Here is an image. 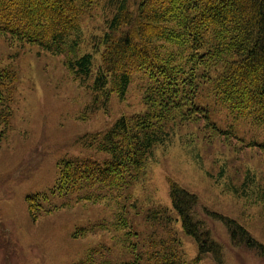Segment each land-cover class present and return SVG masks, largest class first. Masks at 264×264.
Here are the masks:
<instances>
[{"label":"trees","instance_id":"obj_1","mask_svg":"<svg viewBox=\"0 0 264 264\" xmlns=\"http://www.w3.org/2000/svg\"><path fill=\"white\" fill-rule=\"evenodd\" d=\"M100 4L110 17L100 38V64L93 71L91 54L77 51L81 21ZM0 36L62 54L75 77L92 79L95 93L108 96V91L122 98L132 75L143 73L148 80L144 109L120 116L93 135L104 158L75 156L58 162L50 194L62 197V205L74 194L97 201L115 197L118 190L131 199L146 160L178 124L201 121L210 136L229 133L231 126L223 129L211 120L213 107L233 119L264 124V0H0ZM16 82L14 70L0 72V106L8 114L0 113V122L5 124ZM44 195L26 197L33 219ZM169 196L172 209L157 205L138 211L137 199L129 204L111 201L115 225L125 231V260L116 263L198 264L208 253L219 261L220 246L197 217L196 195L171 182ZM207 213L222 219L234 245L263 248L235 220ZM176 222L197 244L192 261L181 249ZM107 253L108 248H93L87 264H113Z\"/></svg>","mask_w":264,"mask_h":264},{"label":"rangeland","instance_id":"obj_2","mask_svg":"<svg viewBox=\"0 0 264 264\" xmlns=\"http://www.w3.org/2000/svg\"><path fill=\"white\" fill-rule=\"evenodd\" d=\"M109 17L100 4L81 21L77 55L90 53L93 71L100 64V38ZM64 62L62 54L0 36V72L12 69L17 76L11 117L8 124L0 122V264H87L96 247L108 248V258L119 264L125 231L115 225L111 201L129 204L137 199L138 211L157 205L172 209L171 182L196 195L197 217L220 246L219 261L208 253L198 264H264V124L233 119L217 107L210 118L223 129L231 126L229 133L210 136L201 121L178 124L146 160L131 199L118 190L115 197L97 201L74 194L62 205V197L50 194L59 161L106 156L96 150L93 135L122 115L142 111L148 82L136 73L124 97L108 91L106 96L91 90L92 79L75 77ZM3 110L0 106L7 116ZM36 193L46 198L38 199L41 210L33 219L26 197ZM207 212L235 220L263 248L234 245L222 219ZM174 226L185 258L192 261L196 242L179 222Z\"/></svg>","mask_w":264,"mask_h":264}]
</instances>
